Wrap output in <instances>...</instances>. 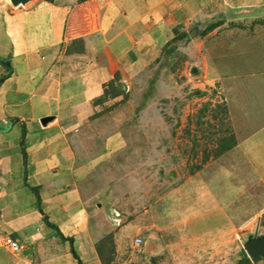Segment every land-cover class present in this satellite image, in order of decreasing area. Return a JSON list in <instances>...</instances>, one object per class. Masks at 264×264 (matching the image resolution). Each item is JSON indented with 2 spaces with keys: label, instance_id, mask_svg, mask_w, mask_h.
Wrapping results in <instances>:
<instances>
[{
  "label": "crops",
  "instance_id": "obj_1",
  "mask_svg": "<svg viewBox=\"0 0 264 264\" xmlns=\"http://www.w3.org/2000/svg\"><path fill=\"white\" fill-rule=\"evenodd\" d=\"M195 7L197 0H0V264H76V242L82 264H104L98 240L86 250L79 238L89 231L93 197L74 169L69 135L78 129L67 126L101 112L109 84L127 81L146 53L166 47ZM199 38L220 56L210 57L220 64L207 66L203 85L221 90L233 120L248 126L179 187L188 213L170 227L189 234L195 262L200 255L217 264L213 250L222 253L233 234L251 233L264 217V32ZM46 117L53 120L43 124ZM6 237L24 248L13 251Z\"/></svg>",
  "mask_w": 264,
  "mask_h": 264
},
{
  "label": "rangeland",
  "instance_id": "obj_2",
  "mask_svg": "<svg viewBox=\"0 0 264 264\" xmlns=\"http://www.w3.org/2000/svg\"><path fill=\"white\" fill-rule=\"evenodd\" d=\"M195 8L166 47L146 53L131 78L109 86L98 101L104 102L101 112L67 126L78 129L69 135L74 169H80L83 191L93 197L89 231L79 238L86 250L91 238L98 240L104 264H202L200 255L197 262L192 258L189 234L170 227L189 208L188 196L182 202L177 190L230 151L234 131L248 122L233 120L221 90L203 85L207 66L220 64L210 57L220 56L207 52L199 37L262 34L264 0H197ZM255 226L251 233L233 234L222 253L212 249L217 264L264 262L245 251L250 240H264V217ZM136 238L143 241L137 248Z\"/></svg>",
  "mask_w": 264,
  "mask_h": 264
},
{
  "label": "water",
  "instance_id": "obj_3",
  "mask_svg": "<svg viewBox=\"0 0 264 264\" xmlns=\"http://www.w3.org/2000/svg\"><path fill=\"white\" fill-rule=\"evenodd\" d=\"M30 0H11L14 6L26 5ZM53 120V117H46L42 119L43 124H47ZM245 251L250 257L253 256H263L264 257V240L252 239L245 245Z\"/></svg>",
  "mask_w": 264,
  "mask_h": 264
},
{
  "label": "trees",
  "instance_id": "obj_4",
  "mask_svg": "<svg viewBox=\"0 0 264 264\" xmlns=\"http://www.w3.org/2000/svg\"><path fill=\"white\" fill-rule=\"evenodd\" d=\"M50 1V0H49ZM204 35V34H203ZM5 79V78H4ZM114 83H111V84H109V85H113ZM105 95H106V92H105ZM25 135H26V131L24 130V132H23V137H22V140H21V146H22V148H23V157H24V159L26 160V151H25V149H24V145H25V141H24V139H25ZM34 191L36 192V190L34 189ZM37 194V193H36ZM37 199H38V202H39V204H40V197H39V195L37 194ZM41 210V212L43 213V214H45L44 212H43V210L42 209H40ZM44 220H45V223L47 224V226H49L50 228H52V229H54L55 231H56V233H57V235L62 239V240H64V241H70L71 242V244L73 243V239L72 238H68V237H65L64 236V234L61 232V230L59 229V227L57 226V225H55L54 223H52V222H50V220H49V218H48V216H46L45 215V218H44ZM71 247V251H72V254H73V256H74V259L76 260V264H82V260H81V258H80V255L78 254V252L75 250V248L73 247V245L72 246H70ZM245 256H247V254H246V252H244V257ZM248 257V256H247Z\"/></svg>",
  "mask_w": 264,
  "mask_h": 264
},
{
  "label": "built area",
  "instance_id": "obj_5",
  "mask_svg": "<svg viewBox=\"0 0 264 264\" xmlns=\"http://www.w3.org/2000/svg\"><path fill=\"white\" fill-rule=\"evenodd\" d=\"M141 244H142L141 238H136L134 240L135 248L140 247ZM5 245L8 246L9 248H12L13 251H19V250H22L24 248L23 246H21V244L18 241L14 240L12 237H6L5 238Z\"/></svg>",
  "mask_w": 264,
  "mask_h": 264
}]
</instances>
